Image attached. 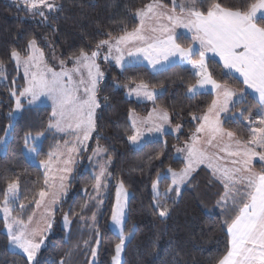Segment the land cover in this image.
<instances>
[{
  "label": "trees",
  "instance_id": "trees-1",
  "mask_svg": "<svg viewBox=\"0 0 264 264\" xmlns=\"http://www.w3.org/2000/svg\"><path fill=\"white\" fill-rule=\"evenodd\" d=\"M152 1L54 0L59 8L48 12L45 20L39 15H32L23 5L0 0V61L5 71L4 77H0V140L11 121L9 113L15 104L11 92L15 91L18 95L25 87L24 75L10 57L12 49L20 51L23 56L28 55L25 51L27 42L35 37L47 61L54 55L69 59L73 53L78 55L81 49L90 53L100 40L109 38L108 33L114 37L123 34L124 28L130 31L138 27L136 10ZM162 1L171 6V0ZM213 2L220 3L224 8L247 10L256 0H205L201 10H206ZM180 37L177 42L182 47L191 45L192 39L188 35ZM198 59V56L193 57L194 61ZM206 63L218 83L232 89H246L243 81L228 73L216 57L206 54ZM106 70L107 78L98 88L100 108L96 116L97 131L91 139L89 151L98 142L107 150L112 164L109 191L99 196L94 190L92 171L83 162L77 165L69 185V194L55 211V235L50 236L49 244L38 255L39 264H61V261H66V264H89L92 249L97 251L96 264H112L115 246L120 242L119 235L113 233L109 223L113 212L115 181H122L131 191L125 229H134V232L126 243L122 264H218L230 248L227 229L238 212V208L224 211L217 204L225 191L224 185L208 168H199L176 202L173 203L171 199L165 202L169 215L164 218L158 215L152 189L158 172L163 173L169 167L181 169L185 165L181 158H176L175 149L188 140L198 127L200 121L194 120L193 116L200 117L208 110L215 98L214 91L189 98L187 90L199 78L187 62L176 63L161 71H152L144 64L120 69L108 62ZM140 83L163 91L154 98L153 103L128 98L125 88ZM258 106L254 96L248 93L245 102L237 104L233 110L247 109L243 114L247 116ZM155 107L168 112L171 123L182 126V131L178 135L168 132L160 139L147 141L138 149L133 148L128 140V136L134 133L130 114L137 112L143 115ZM52 119L51 106L26 105L13 121L5 153L0 152V207L7 184L18 181L20 193L12 214L23 221L33 216L37 208L35 201L40 199L39 192L49 187L48 179L45 183V170L32 164L25 156V136L44 133L38 156L48 159L53 148L67 138V135L61 136L48 129ZM223 124L241 141L249 140L251 131L242 119L224 120ZM255 168L264 170L261 163H256ZM170 184V178L159 180L160 192L163 193ZM100 200L103 203L97 207ZM86 203L88 207L82 212L81 208ZM20 204L25 205L23 210ZM228 207L232 208L231 201ZM94 212L95 228L90 229L80 216L91 224L90 217ZM65 214L69 215L72 225L67 232L59 225L60 218ZM4 229V219L0 216V264H27L25 255L9 249ZM69 252L72 253L71 257L67 255Z\"/></svg>",
  "mask_w": 264,
  "mask_h": 264
},
{
  "label": "snow or ice",
  "instance_id": "snow-or-ice-1",
  "mask_svg": "<svg viewBox=\"0 0 264 264\" xmlns=\"http://www.w3.org/2000/svg\"><path fill=\"white\" fill-rule=\"evenodd\" d=\"M204 2L205 0H180L177 3V0H172L171 11L164 12L162 9L166 5L161 0H153V2L146 4L144 8L136 10L135 15L140 18V24L132 31L124 28L122 29L123 34L117 37H113L111 33H108L109 38L100 40L90 53L84 49H81L78 55L73 53L69 57L73 64L70 69L66 67V62L61 60V70L59 72L45 65V68L39 73L32 72L29 78V65L39 67L44 59V53L37 46V40L33 37L28 40L25 49L29 53L24 61L27 87H24L19 95L15 91H12L11 95L16 97L17 109L22 107L20 97H30L28 100L29 105L39 100L41 96L48 97L52 101V117H60V119H55V122L50 121L48 129L55 128L57 131H65V128L62 127V120L65 117L75 116V129L77 133L83 132L82 139L77 135V142L83 145L96 130V109L100 107L97 100V86L104 78V73L96 62L101 56V49L106 47L108 50L107 54L103 56L105 61L112 59L113 48L117 53H121L114 59L117 65L123 66V63H130V61H124L121 45L143 42L146 43V47H136L134 51L129 50L128 56L134 57L143 54L154 69L158 64L162 68L165 67V64H162L161 61L171 65L173 61L170 58L173 57H178L181 62L191 64V67L195 70L194 75L199 79L196 80L195 85L188 88L189 98L192 99L197 95L204 94L209 90L207 86L210 85L211 90L216 91L217 99L212 101L202 117L193 116V119L199 120L200 123L189 138L191 143L186 144L184 148L176 149L178 153H187L184 158L185 167L178 172L168 168L166 173H157V181H153L152 189L155 206L159 209L158 215L162 218L169 215V209L165 206V202L171 199L175 203L176 198L181 196V186L189 182L192 173L199 164L207 162V167L212 169L214 175L220 173L218 178L221 179L224 185L225 191L217 204L224 211H234L238 208L235 218L232 219L227 229L230 234V248L227 254L218 261V264H264V170L259 172L253 170V160L256 158L259 162H262V168H264V151H256V147L264 149V127L251 128L250 131L253 137L247 142L236 139L235 133L226 131L222 127V114L230 113L231 108L244 103L246 96L241 92L240 96L233 100L232 98L236 93L226 85L218 83L213 78L206 63V53L213 52L220 57L225 68L235 70L243 77V84L252 89L254 94H258L255 96V102L259 104L261 109L259 124L264 125V26H262L264 25V0H256L255 3L248 6L247 10L224 8L218 2H213L206 10H201L204 7ZM24 3L32 15H39L45 20L47 17L40 10L39 5H43L49 10L59 8L58 5L50 3L49 0H24ZM177 8H179L181 15H175ZM147 18H156L157 20L166 18L171 27L162 24L159 29L152 28L150 31L156 32L159 30L161 33H168V35L163 39L145 35L144 23ZM178 26L194 31L193 40L199 41L198 48H185L177 42L181 37L175 34L173 29ZM194 56H198L199 59L194 61ZM10 57L19 67L22 59L20 51L12 49ZM82 69L87 70V82H85ZM4 75V64L0 61V77H4ZM74 75L80 77L76 83L85 85L83 90L87 99L80 100L75 95L78 88L72 87ZM147 89V84L140 83L131 89V92H135L137 96L143 95L148 100H154V93ZM229 105H231V108ZM244 111H247V109L241 110V116ZM9 115L11 116V113ZM162 119L167 122V112L163 113ZM224 119L229 120L231 117L225 116ZM180 127V125H177L175 130L179 131ZM68 128H72V125L68 124ZM133 128L135 129L134 134L129 135L128 140L133 145H139L143 133L140 128L136 127L135 120L133 121ZM147 131L164 134L162 125H154L147 128ZM200 134H203V136ZM41 135L43 134H38L37 137L32 138L30 133L26 134L25 147L28 153L39 155V146L36 141L39 140ZM224 137L234 141L237 148L235 151H229L230 146L226 145L221 151L227 152L229 156L239 157V159L231 161L233 165H240L239 167L228 168L221 165L218 163L221 158L210 151ZM30 138L32 140L31 145L29 144ZM3 143L5 142L0 140V144ZM249 145H256V147H250ZM76 150L74 145L68 149V152L71 154ZM95 151L107 150L100 149L98 146ZM53 156H56V154L49 153V160L41 162L49 171L51 170L50 162ZM56 158L59 159L58 156ZM70 161L71 155L64 163L67 164ZM108 163H111V161L109 160ZM62 171L67 172L70 169L65 168ZM106 174L110 175V173H106V167L102 166L99 174L93 177L95 180L94 190L97 194L102 188L106 187L102 182V178H105ZM45 175L47 177V172ZM169 178L171 184L163 193L159 192L158 181ZM60 180V188L63 192L65 190L63 184L65 177L61 176ZM45 183L47 184V178ZM238 185H244L247 190L242 191L241 188L237 187ZM18 190L19 183L14 180L7 184L4 191L2 210L5 214L4 226L7 229L9 247L19 249L25 254L27 264H39L37 254L44 244L42 232L50 231L52 222H48L43 230L29 231L28 225L22 219L12 217L14 207H10V205L14 206L16 204ZM172 193H174V197L170 195ZM38 195L41 199L35 201L37 207L40 206L46 192L42 190ZM121 196H127L123 182L117 188V205L112 215L114 224L121 226L119 231L120 242L115 246L116 254L113 257V264H120V254L127 238L123 231L125 212L124 204L120 200ZM91 199H95V197ZM229 201L232 203L231 209L228 207ZM54 202L55 200H53ZM102 203V200L98 201L97 207ZM241 204L242 206H240ZM19 207L23 210L25 205L20 204ZM87 207L88 204L86 203L82 206L81 211L83 212ZM80 219L90 229L95 228V212L90 217L91 224L84 216H80ZM31 220L32 217H29L28 222L31 223ZM63 223L65 228L70 225L71 220L68 214H65ZM96 231L98 236V229ZM37 235L41 236L39 240L36 239ZM128 236H131V233ZM97 243H99V240H97ZM67 255L71 257L72 253L69 252ZM92 256H96L95 249H92ZM61 264H66V261H61Z\"/></svg>",
  "mask_w": 264,
  "mask_h": 264
},
{
  "label": "rangeland",
  "instance_id": "rangeland-1",
  "mask_svg": "<svg viewBox=\"0 0 264 264\" xmlns=\"http://www.w3.org/2000/svg\"><path fill=\"white\" fill-rule=\"evenodd\" d=\"M8 1H13V2H16L17 4L19 5H23L26 9H27V6L26 4L24 3V0H8ZM50 3H54V0H49ZM153 2V1H152ZM161 2L166 5L162 0ZM180 0H177V3H179ZM55 4V3H54ZM172 0H171V6H167L165 7V9H169L171 10L172 9ZM169 7V8H168ZM39 8L41 11H43L45 13V16L48 12H51L52 10H49L48 8L44 7L43 5H39ZM144 8V7H143ZM142 9V8H141ZM28 10V9H27ZM175 15H181L180 12H179V8L176 9V13ZM258 16H259V13H258ZM137 20L139 21L140 18H138L136 16ZM163 22V25H169V27H171V24L170 22L166 19V18H162V19H159L157 20L156 18H147L145 19V23L144 24H150L151 22H154V23H157V22ZM160 28V26H158ZM158 29V28H157ZM180 30V31H183L184 33H190V34H194V31H189L188 29L186 28H183L181 26H178V27H175L173 29L174 30ZM132 31V30H130ZM159 33L160 31L157 30ZM168 34V33H166ZM193 38V37H192ZM194 44L196 47H199V41L198 40H194ZM37 46H38V43H37ZM39 47V46H38ZM40 48V47H39ZM43 51V50H42ZM104 51V52H103ZM107 48L105 50L104 49H101V56L97 59V63L100 65V68H101V71L104 73V78L99 82L98 84V88L101 84V82L103 80H105L107 78V75H108V71L106 70V64L110 61H105L103 59V56L105 54H107ZM44 53V52H43ZM209 55H212V56H215L216 58H218L222 63L223 61L220 59V57L218 55H216L215 53L213 52H207ZM121 53H117L114 48H113V53H112V60L115 61V57L120 55ZM39 54L37 53V56ZM55 56V58H53ZM50 60H46V57H45V54H44V59L43 61L40 63L39 67H35L33 66L32 64L29 65V78H30V74L32 72H37L39 73V71L43 70L45 68V65H47L48 67H51L53 68L54 71H57L59 72L61 70V67H60V61L63 60L66 62V67L67 68H72L73 64H72V61L69 60V59H62L61 56L59 55H54ZM22 59H21V62H20V65H19V69L22 73V75H24V78H25V59L27 57V55H21ZM127 57V55H126ZM128 58V57H127ZM124 61L126 62V59L124 58ZM16 63V62H15ZM116 63V62H115ZM123 64H126V63H123ZM133 64V62L131 63ZM130 64V65H131ZM140 64V63H138ZM17 65V64H16ZM117 67L118 66H121V65H117L115 64ZM129 65V66H130ZM126 66V65H125ZM125 66H122V68H124ZM168 66V65H167ZM226 71L228 73H231L237 77H239L242 81H243V77L240 76L239 73H236L235 70H229L226 68ZM82 72H83V76H84V79H85V82H87V70L86 69H82ZM66 79V78H65ZM80 79L79 76H76L74 75L73 76V85L72 87L73 88H78V91L75 93V95L78 97V99L80 100H83V99H87V96L86 94L84 93V86L85 85H80L76 82H78ZM3 80V78L1 79V81ZM222 85H226V84H222ZM24 86L27 87V81H26V78H25V82H24ZM137 85H133L129 88H125L124 92L126 95L130 96L133 95L135 97H137L139 100L140 99H146L148 100L146 97H144L143 95H140V96H137L135 94V92H131V89L135 88ZM229 89H231L233 92L236 93L235 96H233V100H236L241 92H243L246 96V99H247V95L248 93L250 95H253L254 98L255 96H257L258 94H254L253 90L248 88L247 85L244 84L245 88L244 90H238V89H232L230 88L228 85H226ZM210 87V86H209ZM208 88V87H207ZM127 89V91H126ZM148 89H151L152 91L156 92L157 95L161 93V90L163 91V89H158V88H148ZM208 89H211L208 88ZM213 92V90H210ZM131 92V94H130ZM98 93V91H97ZM215 93V98L214 99H217V93L216 91H214ZM19 95V94H18ZM127 96V97H128ZM13 98H15V104H14V108H13V111L10 112L11 113V121L10 123L7 125L6 127V130L4 132V136L2 137L1 140H3L5 143L3 144H0V152L2 154L5 153L6 151V147H5V144L7 143V141L10 139V130L13 126V121L15 120V118L22 112V109L26 106V105H29L28 104V100L30 99V97H20V100H21V104H22V107L20 109H17L16 108V97L13 96ZM129 98V97H128ZM97 100L98 102L100 103V100H99V95L97 94ZM137 101V100H136ZM138 102V101H137ZM51 104L52 105V101L46 97V96H41L39 100H37L36 102H34L32 105H48V104ZM49 106V105H48ZM230 108H231V105H229ZM52 108V106H51ZM100 108V107H99ZM96 109V115H97V112H98V109ZM234 108H231V111L230 113H227V114H222V124H223V121L225 120L224 117L225 116H230L232 120H236L237 118H240L243 120V122L248 126V128H259V127H264V125H260L259 124V119H260V114H261V109H260V106H258L254 112L250 113L249 115L247 116H244V115H240V112L241 110L237 109V110H233ZM207 112V111H206ZM133 114H136L138 116H141L140 119L138 121H136V127L137 128H140L142 133H143V136L141 138V142L139 145H133L131 142V146L135 149H138L140 147H142L146 142L147 140H156V139H160L162 137H164L165 133L163 135H161L160 133H156V132H148L147 131V128L150 127V123L152 122V117L151 116H144L143 115H139L137 114L136 112H132ZM202 117V116H200ZM55 119H60V117H56L54 118ZM95 120H96V123H97V118L95 117ZM55 122V121H54ZM68 124H71L72 125V128H68ZM75 124H76V118L75 116H71V117H65L63 120H62V127L65 128V131H57L55 128H52V130L56 133H58L59 135L63 136V135H67V138L65 140H63V142H59L54 148L53 150L50 152V153H55L56 156L59 157V159L57 160L56 156H53L51 162H50V171L48 169H46L43 164L41 163L42 161H48V159L44 160V159H41L39 158L38 155H33L31 153H28L27 150H26V147H24V153H25V156L27 157V160L30 161L32 164L34 165H37L39 167H42L44 170H45V173L47 172V179H48V190H46V196L43 198V200L41 201V204L39 207L36 208V211L34 212L33 216H32V220H31V223H29L28 221H24L27 225H28V229L29 231H32V230H35V229H39V230H43L46 228V225L48 222H52V229L50 231H43L42 232V235L44 237V244L41 246V249H40V252L44 250V248L49 244V241H50V236H53L55 235V225L57 223V220L55 219V211L58 207V205L61 203L62 200H64L68 194H69V185H70V182L72 180V177L76 171V168H77V165L78 164H82V162L87 166L86 168H89L93 175H97L99 174L100 170H101V167H106V173H110V175H107L106 174V177L105 178H102V182L106 185V187L102 188L99 192V196L100 195H106L109 191V183L112 181V176H111V167H112V164L111 163H108V161L111 159L107 156V153L106 151H95L98 146L100 149H104L101 144L98 142V144H96L93 148L92 151H89L90 150V146L92 145V142H91V139L93 138L94 134H96V131L95 130L91 136L89 137V139L87 141L84 142L83 145L79 144L77 142V135L80 136V138L82 139L83 138V132L80 131L79 133H77L76 129H75ZM198 126V125H197ZM172 129L174 130L172 133H174L175 135H178L181 131H182V126L180 127V130L179 131H176V126H172ZM222 127L225 129V127L222 125ZM146 129V130H144ZM226 131H228L227 129H225ZM195 131V130H194ZM193 133V132H192ZM191 133V135H192ZM41 134V133H39ZM43 135L40 136L39 140L36 141V144H38L39 146V150H40V147L42 146V141H43V138H44V133H42ZM191 135L189 136V138L191 137ZM201 136H203V134H200ZM250 138L249 140L252 139L253 137V134L252 132H250ZM38 134H31V137L34 138V137H37ZM236 139H239L235 136ZM240 140V139H239ZM248 140V141H249ZM244 142V141H243ZM188 143H191L190 139L188 140H185L183 141L182 143H180V145H178L176 147L177 148H184L186 144ZM29 144L31 145L32 144V140L31 138L29 139ZM25 145V144H24ZM75 145L76 147V151L75 152H72L71 154H69L68 152V149L69 148H72L73 146ZM226 145L230 146L229 147V151H235L236 148H237V145L234 143V141H230L227 137H224L223 140H219L217 142V146L210 149L211 152H214L216 153V155L218 157H220L221 159L218 161V163H220L221 165L225 166V167H228V168H233V167H239L240 165H233L231 163L232 160H235V159H239V157H232V156H229L227 152L225 151H221L222 148H224ZM250 147H256V145H249ZM175 149V150H176ZM256 151H264V149H261L259 147H256ZM186 152H177L176 151V158H181L184 162H185V156H186ZM69 155H71V161L67 164L64 163L65 160H68L69 159ZM91 158V159H90ZM256 163H261L262 162H259L258 161V158L254 159L253 160V170L256 171V172H259V170H257L255 168V164ZM207 167V162L203 163V164H199L195 171L192 173L190 179L193 177L194 173H196V171L201 168V167ZM185 165L182 167L184 168ZM70 169V171H62V169ZM170 168V167H169ZM181 168V169H182ZM173 169V168H172ZM210 170V172L213 173L212 169L208 168ZM264 169V168H263ZM168 169H166L163 173H166ZM175 171H179L180 169H173ZM214 175V174H213ZM61 176H64L65 177V180L63 181V184L65 185V190L62 192L61 191V188H60V185H61V180H60V177ZM220 176V173H216L214 175L215 178H217L222 184L223 182L221 181V179H219L218 177ZM157 181V179H156ZM122 181H115L114 182V203H113V207H112V211L114 210V208L116 207L117 205V188L119 186V184L121 183ZM159 182V181H158ZM124 184V183H123ZM187 184V183H186ZM185 185H182L181 186V192H182V189L186 186ZM237 187L241 188L242 191H246L247 189H245V186L244 185H238ZM159 188V192H160V187L158 186ZM124 189L127 193V196L124 197V196H121L120 197V200L121 202L124 204V212H125V221L127 219V216H128V204H129V198L131 196V191L128 187L125 186L124 184ZM19 190H18V193H17V201H18V197H19ZM173 196H174V193H172ZM41 199V198H40ZM53 200H55V202L53 203ZM16 201V202H17ZM16 205V204H15ZM14 205V206H15ZM3 206L2 205L0 207V216L4 219V212H3ZM10 207H13L10 205ZM112 215H113V212H112ZM64 216L63 215L60 220H59V225H61V227L67 232L71 229V223L70 225L65 228L64 227ZM12 217H15L13 214H12ZM71 220V219H70ZM10 221H11V218H10ZM110 228L111 230L113 231V233L115 234H118L119 235V231H120V227L121 226H117L114 224V222L112 221V216H111V219H110ZM5 227V226H4ZM15 227V225H14ZM126 227V222L123 226V231L125 233V236L127 237L126 240H125V244L123 246V249L121 251V254H120V264L123 263L124 261V251H125V248H126V243L128 242V240L133 236V232H134V229H132L131 231H126L125 229ZM5 232L7 233V229L5 228L4 229ZM131 233V236H128V234ZM41 238L40 235H37L36 239L39 240ZM9 249L11 251H15V252H18V253H22L19 249H12L9 247ZM40 252L37 254V258H38V255L40 254ZM23 254V253H22ZM116 253H114V256H115ZM25 255V254H23ZM26 256V255H25ZM113 256V257H114ZM97 251H96V256L93 257L91 256V260H90V263L89 264H96L97 262ZM112 264H113V261H112Z\"/></svg>",
  "mask_w": 264,
  "mask_h": 264
},
{
  "label": "crops",
  "instance_id": "crops-1",
  "mask_svg": "<svg viewBox=\"0 0 264 264\" xmlns=\"http://www.w3.org/2000/svg\"><path fill=\"white\" fill-rule=\"evenodd\" d=\"M151 3V2H150ZM169 8V7H168ZM162 11H164V12H170L171 10H169V9H162ZM157 22V21H156ZM138 23L140 24V20L138 21ZM163 24V22H157V23H154V22H151L150 24H144V28H145V35H147V36H150V37H158V38H161V39H163V38H165L168 34H166V33H159L158 31H156V32H152V31H150V29H152V28H158L159 29V27L158 26H160V25H162ZM168 25V24H167ZM139 26V25H138ZM175 34H177V35H179V36H181V35H185V36H189L191 39H192V42H191V45L190 46H188L187 48H198V47H196L195 46V44H194V40H193V35L194 34H190V33H184L183 31H180L179 29L178 30H174L173 31ZM119 35H121V34H119ZM119 35H117V36H119ZM117 36H114V37H117ZM136 47H146V43H143V42H136V43H134V44H129V45H121V51H122V54H123V56H124V58L126 59V62H128V61H130V63H126V64H123V66H129L132 62H133V64H138V63H140V65L141 64H144V65H146V66H148L152 71L154 70V71H161V70H164L166 67H168V66H171V65H174V64H176V63H179V62H181L180 60H179V58L178 57H173V58H170V59H172V61H173V63L171 64V65H168L167 66V64H166V62H164V61H161V63L162 64H165V67H161V65L160 64H158L157 66H156V68L154 69L153 68V66L149 63V61L147 60V59H145L144 58V56H143V54H138L137 56H134V57H129L128 56V51L129 50H133L134 51V49L136 48ZM105 50H106V47H105ZM115 50V49H114ZM104 52V51H103ZM112 53H113V51H112ZM112 53H111V55H112ZM207 55H209L208 53H206ZM126 55H127V57H126ZM209 56H212V55H209ZM215 57V56H214ZM218 59V58H217ZM110 63H112V64H116L115 63V61H113L112 59H111V61H110ZM222 63V62H221ZM133 64H131V65H133ZM223 64V63H222ZM116 66V65H115ZM125 66V67H126ZM117 67V66H116ZM121 67L122 66H118L117 68H120L121 69ZM138 85V84H137ZM210 86V85H209ZM209 86H207L208 88H210ZM135 87V86H134ZM127 88H129V87H127ZM149 88V87H148ZM148 91H150V92H153L154 93V98L157 96V93L156 92H154V91H152L151 89H147ZM211 89H209L208 91H210ZM126 91H127V89H126ZM98 94V93H97ZM128 96V95H127ZM130 99L132 98V99H135V100H137L138 102H141V103H143V102H148V103H153L154 102V100H146V99H138L137 97H135V96H133V95H131V97L130 96H128ZM49 106H52L50 103L48 104ZM32 106H38V105H32ZM164 112H166L165 110H163V109H161V108H158V107H155V108H151L147 113H145L144 114V116H151L153 119H152V122L149 124L150 125V127H152V126H154V125H162V127H163V129H164V133L166 134V133H168V132H173L174 130L172 129V127H171V125L172 126H174L172 123H171V117H170V115L168 114V112H167V114H168V120H167V122H165L163 119H162V116H163V113ZM137 113V112H136ZM206 112H204L203 114H202V116L205 114ZM137 114H139V113H137ZM139 115H141V114H139ZM97 116V115H96ZM130 122H131V124L133 125V121L135 120V121H138L139 119H140V117L141 116H138V115H136V114H133V113H131L130 114ZM53 121L52 122H54L55 120H54V118L52 119ZM200 123V122H199ZM223 126H224V124H222ZM198 126H199V124H198ZM144 130H146V129H144ZM134 131H135V129H134ZM152 133V132H151ZM58 134V133H57ZM134 134V133H133ZM147 141H153L152 139L151 140H147Z\"/></svg>",
  "mask_w": 264,
  "mask_h": 264
}]
</instances>
